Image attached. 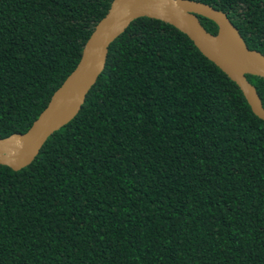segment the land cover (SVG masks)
<instances>
[{"label": "trees", "instance_id": "obj_1", "mask_svg": "<svg viewBox=\"0 0 264 264\" xmlns=\"http://www.w3.org/2000/svg\"><path fill=\"white\" fill-rule=\"evenodd\" d=\"M112 1L0 0V138L31 127ZM194 1L264 55V0ZM0 264H264V121L184 34L133 21L75 118L0 165Z\"/></svg>", "mask_w": 264, "mask_h": 264}, {"label": "water", "instance_id": "obj_2", "mask_svg": "<svg viewBox=\"0 0 264 264\" xmlns=\"http://www.w3.org/2000/svg\"><path fill=\"white\" fill-rule=\"evenodd\" d=\"M198 17L212 21L217 33L207 32ZM139 18L161 21L184 34L237 85L251 112L264 121L256 88L246 78L250 75L264 80V55L248 49L224 12L194 0H113L84 44L77 66L31 127L23 134L0 138V165L13 171L29 166L47 139L75 118L105 68L110 45Z\"/></svg>", "mask_w": 264, "mask_h": 264}]
</instances>
